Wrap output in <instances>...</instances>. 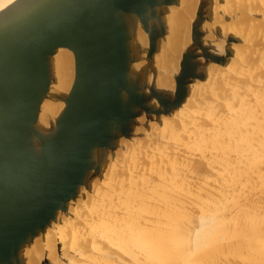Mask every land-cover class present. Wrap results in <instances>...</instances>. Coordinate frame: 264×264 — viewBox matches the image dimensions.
I'll return each mask as SVG.
<instances>
[{
  "label": "water",
  "instance_id": "95a60500",
  "mask_svg": "<svg viewBox=\"0 0 264 264\" xmlns=\"http://www.w3.org/2000/svg\"><path fill=\"white\" fill-rule=\"evenodd\" d=\"M183 1L15 0L0 10V264L31 263L51 232L97 197L96 184L110 190L143 150L184 125L207 95L264 52L263 33L244 37L236 27L243 15L264 22V0H198L172 58V16ZM242 45L251 54L241 53ZM64 51L73 71L62 87ZM238 63L205 87L214 68ZM251 213L217 220L236 232L230 223L264 218ZM227 251L222 264H262L252 253L253 260ZM49 254L44 250L41 264L50 263Z\"/></svg>",
  "mask_w": 264,
  "mask_h": 264
},
{
  "label": "rangeland",
  "instance_id": "374dc122",
  "mask_svg": "<svg viewBox=\"0 0 264 264\" xmlns=\"http://www.w3.org/2000/svg\"><path fill=\"white\" fill-rule=\"evenodd\" d=\"M232 10L235 11L234 9H232ZM243 16L241 17L242 19H240V21L236 23V27L238 28L237 31L242 36L252 38V35H254L255 33L261 32L264 34V22L255 21L254 19H251L252 16H249V15H248V17H250V19L247 17L245 19L244 18L245 16L244 17ZM243 18L245 20H243ZM247 19H249V20H247ZM252 20L254 22H252ZM244 21L247 22L248 24L251 22L250 26H248V25L246 26L247 23L244 24L245 23ZM254 24L256 25V27H254ZM245 26H246V29H243V28H245ZM240 28L242 30H244L245 32L247 31V28L248 29L250 28V30H249L250 32L247 31L244 34V31H242ZM247 48L249 49L248 51H247ZM251 48L252 47L249 45H242V46H240V50H241L240 52L242 53V51H246V56H248L252 52ZM261 55H262V58H261ZM258 56L257 57L252 56L251 64L247 63L245 65L246 67H244L243 69L241 68L242 70H240L238 75L237 74L232 75V77L229 80H227V82L221 83L220 85H218L216 87V89L214 90V92L212 94L207 95L205 97V99L200 102V107L195 109L196 111H194V113H192V115L190 116V120H188L184 125H181V124L178 125L173 131H171V133L173 132L171 135L169 134L168 136H166L164 138L165 140H162V141L158 140L155 143V144H157L156 147H155V145H154V147L151 145V147L147 151L146 150H144V152L142 151L141 154L138 155V157L136 159H134L133 162H131V166H130L131 169L128 170V168H125L122 171V173L120 174L119 179H117V177H118V174H117V176H116L117 181L115 182L116 184L113 183L111 188L113 189V191L116 189L118 192L115 190L113 192L115 194H112L111 188L108 191L105 190L106 188L104 189V192H108L109 196H111L107 199L108 202L116 200V199H118V198H116L117 196L121 197L122 195H123V198L125 201L127 199L128 202L129 201H137V202H141V203H144V202H152V203L153 202H157V203L162 202V203H165V201L167 203L168 199H166V200H164V199H165V197L166 198L170 197L169 202L170 203L173 202V203H171L173 205L175 203H177V201H179L178 204H180V203H184L183 200H186L187 203H185V204H187L192 209V211L195 209L198 211H201L203 209V211H207V212L210 211L211 212V209H212L213 211L211 213L208 212V214L209 213L211 214V215L210 214L209 215L211 216L210 219H211L212 225L208 226L209 228L206 227L207 230H209V229L210 230H209V232H206V233L202 231V234H204V233L205 234L202 237L203 241H201V243H203L202 244L203 246L201 245V247L207 248V249H205L206 252L203 248L202 249L196 248L198 251H196V249H194L195 254L193 255V259L190 260V262L188 260L187 261L188 263H184V264H203L204 257H203V255L201 257V253L205 252V253H207V255H209V254L211 255L212 249L217 247V246H213L214 243L215 244L218 243V245H220V246L225 244L221 247L222 248L226 247L227 246V240L226 239L228 238V235H229V238H230V236H231V238H232V236L233 237L235 236V238L233 239L234 242H231V243H233L232 245L234 247V248L233 247L232 248L234 249V251L236 249L237 250L240 249L239 252L241 254V256H240L241 258L242 257H243V259L252 258L249 255L250 253H252L253 256L254 255L257 256L259 253H261L263 255H261V254L260 255L264 256V253H263L264 250H262V248H261V244H264V237H263L264 236V229H263L264 226L262 227V225H260L262 221H263L262 223L264 224V218L263 217H260V219L257 216L256 217L252 216L250 218L247 217L248 219L245 220L246 222L242 218H240L239 221H237L235 223V226L232 223H230L228 225L230 228L237 231V232H230V233H228L229 231H227L229 229V228L228 229L226 228L227 225H225V224L223 225L221 220L216 221L217 218H220V219L223 218L224 220L231 219L232 215L238 216L236 214L237 212H241V215L243 213L244 214L245 213L246 214L247 213L252 214L251 213L252 211H253V213H255V212L256 213H259V212L264 213V206H263L264 205V162H263V160H264L263 159L264 158V150H263V148H264V143H263L264 142V61H263L264 60V52H262V54H260ZM261 63H263V64H261ZM240 65H241V63L240 64L238 63L236 66L234 65L235 67L232 66L234 68L233 69L231 68L230 70L214 68L212 79L213 78H215V79L213 81L211 80L209 85L212 82L214 85H216L218 82L225 80L226 79L225 77H227L229 75V73L235 71L236 67H238ZM260 66L261 67L263 66V67L261 68ZM253 71H254V74H253ZM244 73H245V75H244ZM241 74L244 76H242ZM256 75L257 76L259 75V76L257 77ZM257 84L260 87L257 86ZM207 85L208 84H206V87H207ZM253 85L256 87H253ZM257 97H258V99H257ZM192 102H191V104H192ZM258 102L260 103V105ZM185 113H186V111L184 112V114ZM184 114L181 115L182 117L180 116L181 118L179 119V121H182V118L186 115V114L185 115ZM205 116H206V118H204ZM203 119H205V120H203ZM244 122H246V123H244ZM220 127H221V129H220ZM217 128H219L220 131L222 130L220 132L221 133L220 135H219V131H217L219 129H217ZM224 130H225V132H224ZM213 131H217V133L214 134ZM190 132H191V134H190ZM192 132H193V135H192ZM202 132H204V133H202ZM247 132H248V134H246ZM228 133H229V135H228ZM231 133H233V134H231ZM251 133H254V134L256 133L255 136H257V138L255 140H253ZM248 135L251 137H248ZM222 138H224V139L222 140ZM229 138H231V139H229ZM246 138H248V140ZM226 139H229V140H226ZM257 139L259 140V142H257ZM171 140H172V142H171ZM225 140L227 141V144H226ZM249 140H251V141H249ZM219 141H222L223 143L219 142ZM246 141H248V142H246ZM252 141H254V142H252ZM228 142L231 143V145ZM250 142H252V143L250 144ZM196 143H197V145H196ZM224 143L226 146L222 147L221 144H223V146H224ZM174 144H176V145H174ZM259 144H260V146L262 145L261 148H260ZM235 145H236V147H235ZM255 145H256V147H259L261 150V151L257 150L260 152V153L258 152L259 155H256V154H258L257 151L254 153V149L255 150L258 149L255 147ZM164 146H166V147H164ZM175 146L177 148H175ZM245 146H246V148H245ZM181 147H182V149H181ZM204 147H205V149H203ZM247 147H250L251 149L250 148L248 149ZM217 148H218V150H217ZM201 149H202V151L204 150V152H202ZM241 149L242 150L246 149V150L241 152L242 151ZM247 150H249V151H247ZM250 150H253V152L252 151L250 152ZM212 151H214V152H212ZM215 151H217V152H215ZM229 151H230V153H228ZM156 152H158V153H156ZM194 152H195V154H194ZM199 152H200V154H198ZM222 152H224V153H222ZM261 152H262V155H260ZM253 153H254V155H253ZM189 155H191V156H189ZM252 155L254 157H252ZM203 156L205 157V159ZM259 156L261 157L260 158L261 160L258 159ZM202 157L205 160V163L202 160ZM242 158H243V160H241ZM215 163H216V165H215ZM260 163H261V165H260ZM212 168H213V170H212ZM170 170H171V172H170ZM215 171H217V172H215ZM232 171H234V172H232ZM248 171L251 172V173H249V175H248ZM255 171H257V172H255ZM169 176H170V178H169ZM176 177L178 179H176ZM122 179L124 182L122 181ZM173 180H175V181H173ZM198 180H199V182H198ZM196 182H198V183H196ZM236 182H237V184H236ZM244 183H247V184L244 185ZM254 184H256V185L259 184V185H261V187L259 185H258L259 186L258 187ZM115 186H116V188H115ZM177 186H180V187H177ZM200 188L203 189V190H201L202 193L200 191ZM207 189H210V190H207ZM253 189H255V190L253 191ZM213 190L214 191L217 190V191L214 192ZM171 191H173L175 194L174 193L172 194ZM211 191L213 192L214 195H212ZM176 192H178V193H176ZM179 193L181 194L179 196H181L183 198H185V196H187V197L185 199L182 198L183 200H181V197L177 199V196H178L177 194H179ZM124 195L126 196V198ZM161 195L163 197L164 196L165 197L163 198V197H161ZM182 195H185V196H182ZM216 195L219 196V198ZM203 196H204V198L205 197L209 198L211 201L207 198L204 199ZM156 197L159 198L161 201H159V199H157ZM239 197H240V199H238ZM198 198H199V200H198ZM155 199H157V200H155ZM172 199H175L174 200L175 202L171 201ZM187 199H188V201H187ZM203 199L205 200L206 203H204ZM224 199H226V200H224ZM195 200H197V201L195 202ZM128 202H127V205L130 204ZM197 202H198V204H197ZM199 203H200V205H199ZM201 205H202V209L200 207ZM216 205H218V206L216 207ZM132 206H134V205L132 204ZM154 207L155 206L153 205L152 208H154ZM192 207H195V208H192ZM204 208H205V210H204ZM214 213H216V214H214ZM212 217H214V218H212ZM236 220H237V217H235V220L233 221V223ZM249 220H250V223H249ZM253 220H256V222H254V225H252L253 229H255V230L257 229V231H255V232H259V231H261V233L263 232L258 237H257L258 234L256 236H255V233L252 234V232H253L252 229L248 230V228H246V226L253 224ZM257 220H259V221H257ZM219 222H221V223H219ZM193 224H194L193 226L196 229L203 228L202 223H198V221L196 222V226H195V223H193ZM257 226L260 230L257 228ZM221 232L224 234H222ZM225 233H227L226 237H225ZM221 234H222V236H221ZM245 235H247V236H245ZM219 236H221V237H219ZM243 236L245 238H247V237L251 238L252 237V239H246V240H248V243L245 239H243L245 241L242 242ZM217 237H218V239H216ZM212 240L214 242H212ZM256 240H258V241L260 240L262 242L259 241L260 244L259 243L256 244ZM218 241L221 244H219ZM254 241H255V243H254ZM250 242L253 245H251ZM192 244H194V243H192ZM238 245H239V248H238ZM253 246H256V248H258L257 251H252L251 247H253ZM209 248H210V250L208 251ZM217 248L219 249V247H217ZM192 249H193V247H192ZM236 254H238V251L236 252ZM207 255L204 254L205 257ZM234 255H235V253H232L233 257H234ZM244 255L247 257H245ZM249 262L250 261L248 260L247 264H252Z\"/></svg>",
  "mask_w": 264,
  "mask_h": 264
},
{
  "label": "bare ground",
  "instance_id": "6f19581e",
  "mask_svg": "<svg viewBox=\"0 0 264 264\" xmlns=\"http://www.w3.org/2000/svg\"><path fill=\"white\" fill-rule=\"evenodd\" d=\"M15 0H0V10L6 7L7 5L11 4ZM198 4V0H184L182 7L175 12V14L172 16L173 19V35L171 37V45L169 47L170 49V56L173 58L176 56V52L179 53V50L183 43L185 42L188 34L190 33V23L191 18L193 17L194 11L196 9V6ZM240 6L234 10H238ZM242 9V8H241ZM245 16V17H244ZM243 17L246 19L248 15H244ZM243 18V20H245ZM242 19V18H241ZM247 19V20H249ZM253 19V18H251ZM245 22V21H244ZM250 22V21H249ZM252 22H254L252 20ZM245 22L244 24H246ZM251 23V22H250ZM250 23L246 24V26H250ZM243 25V24H242ZM245 28L243 29H246ZM254 27L256 25L254 24ZM241 29V28H240ZM253 29V28H252ZM242 30V29H241ZM250 28H247V31H249ZM244 31V30H242ZM246 31V32H247ZM244 31V34L246 33ZM250 32V31H249ZM185 44V43H184ZM252 49V48H251ZM246 50V49H245ZM249 49L247 48V51ZM241 51V50H240ZM259 57V56H258ZM262 58V55H261ZM258 60V59H257ZM264 61V60H263ZM262 61V62H263ZM261 62V61H260ZM259 64V63H258ZM263 64V63H261ZM261 67V66H260ZM263 67V66H262ZM261 67V68H262ZM59 69L60 70V76H61V86L63 87L65 85V80L70 78L71 73L73 71V58L72 54L69 51H64L59 56ZM258 70V69H257ZM262 70V69H261ZM263 71V70H262ZM229 73V72H228ZM247 73V72H246ZM256 73V72H255ZM254 74V71H253ZM242 75V74H241ZM240 75V76H241ZM245 75V73H244ZM242 75V76H244ZM251 75V74H250ZM257 76V75H256ZM259 76V75H258ZM257 76V77H258ZM260 80V79H259ZM263 81V80H262ZM261 82V81H260ZM263 83V82H262ZM209 85V84H208ZM207 85V86H208ZM257 86H259L257 84ZM206 87V86H205ZM253 87H256L253 85ZM260 87V86H259ZM261 95V94H260ZM252 97V96H251ZM256 99V98H255ZM258 99V97H257ZM239 100V99H238ZM258 101V100H257ZM259 103V102H258ZM191 105V104H190ZM260 105V103H259ZM190 107V106H189ZM184 114V113H183ZM186 114V113H185ZM184 114V115H185ZM182 117V116H181ZM181 117L175 118L170 120L169 125L179 121ZM206 118V116L204 117ZM205 120V119H203ZM245 121V120H244ZM193 123V122H192ZM213 123V122H212ZM246 123V122H244ZM198 125V124H197ZM214 125V124H213ZM217 125V124H216ZM191 127V126H190ZM195 127V126H194ZM222 127V126H221ZM220 127V129H221ZM205 128V127H204ZM185 129V128H184ZM219 129V128H217ZM216 129V130H217ZM219 131V135L221 134ZM249 129V128H248ZM195 130V129H194ZM214 130V129H213ZM253 130V129H252ZM263 130V129H262ZM173 131V130H172ZM193 131V130H192ZM204 131V130H203ZM212 131V130H211ZM217 131H213L214 134L217 133ZM196 132V131H195ZM194 132V133H195ZM225 132V130H224ZM249 132V131H248ZM248 132L246 134H248ZM173 133V132H172ZM204 133V132H202ZM211 133V132H210ZM245 133V132H244ZM191 134V132H190ZM196 134V133H195ZM208 134V133H207ZM213 134V133H212ZM233 134V133H231ZM230 134V135H231ZM256 134V133H255ZM254 133H251V136L253 140L257 138ZM193 135V132H192ZM217 135V134H216ZM215 135V136H216ZM227 135V134H226ZM229 135V133H228ZM227 135V136H228ZM241 135V134H240ZM250 135V134H249ZM248 137H251L249 136ZM203 136V135H202ZM194 137V136H193ZM221 137V136H220ZM234 137V136H233ZM243 137V136H242ZM241 137V138H242ZM259 137V136H258ZM232 138V137H231ZM229 138V139H231ZM190 139V138H189ZM219 139V138H218ZM221 139V138H220ZM224 138H222L223 140ZM226 139V140H229ZM244 139V138H243ZM248 140V138H246ZM251 139V138H250ZM165 140V139H164ZM191 140V139H190ZM225 140V141H226ZM236 140V139H235ZM162 141V140H161ZM251 141V140H249ZM262 141V140H261ZM170 142V141H169ZM172 142V140H171ZM196 142V141H195ZM222 142V141H219ZM248 142V141H246ZM254 142V141H252ZM250 142V144L252 143ZM257 142L259 140L257 139ZM179 143V142H178ZM198 143V142H197ZM196 143V145H197ZM223 143V142H222ZM229 143V142H228ZM245 143V142H244ZM264 143V142H263ZM212 144V143H211ZM227 144V141H226ZM231 145V143H229ZM228 144V145H229ZM233 144V143H232ZM257 144V143H256ZM155 147L157 144H154ZM176 145V144H174ZM181 145V144H180ZM216 145V144H215ZM222 147H225L223 144H221ZM253 145V144H252ZM251 145V146H252ZM163 146V145H162ZM250 146V145H249ZM254 146V145H253ZM258 146V145H257ZM260 146V144H259ZM262 146V145H261ZM260 146V148H261ZM151 147V146H150ZM149 147V148H150ZM154 147V146H153ZM159 147V146H158ZM166 147V146H164ZM168 147V146H167ZM230 147V146H229ZM228 147V148H229ZM236 147V145H235ZM242 147V146H241ZM256 147V145H255ZM148 148V149H149ZM175 148H177L175 146ZM227 148V147H226ZM225 148V149H226ZM246 148V146H245ZM248 149L250 147H247ZM258 149H254V153L257 150H260L259 147H256ZM147 149V150H148ZM182 149V147H181ZM205 149V147L203 148ZM223 149V148H222ZM251 149V148H250ZM186 150V149H185ZM200 150V149H199ZM207 150V149H206ZM216 150V149H215ZM218 150V148H217ZM240 150V149H239ZM242 150V149H241ZM246 150V149H244ZM242 150L241 152H243ZM264 150V148H263ZM156 151V150H155ZM158 151V150H157ZM161 151V150H160ZM167 151V150H166ZM178 151V150H177ZM190 151V150H189ZM202 151V149H201ZM211 151V150H210ZM249 151V150H247ZM253 152V150H250V152ZM261 151V150H260ZM144 152V150H143ZM169 152V151H168ZM191 152V151H190ZM204 152V150L202 151ZM214 152V151H212ZM217 152V151H215ZM259 151H257L258 153ZM158 153V152H156ZM155 153V154H156ZM176 153V152H175ZM224 153V152H222ZM230 153V151L228 152ZM253 153V155H254ZM260 153V152H259ZM256 154V155H259ZM195 154V152H194ZM197 154V153H196ZM200 154V152L198 153ZM204 154V153H203ZM239 154V153H238ZM247 154V153H246ZM211 155V154H210ZM240 155V154H239ZM252 155V157H254ZM262 155V152L261 154ZM191 156V155H189ZM230 156V155H229ZM138 157V156H137ZM136 157V158H137ZM148 157V156H147ZM164 157V156H163ZM201 157V156H200ZM204 157V156H203ZM202 160L205 163V157ZM214 157V156H213ZM238 157V156H237ZM246 157V156H245ZM135 158V159H136ZM156 158V157H155ZM244 158V157H243ZM243 158L241 160H243ZM261 157L259 156L258 159ZM263 158V157H262ZM239 159V158H238ZM245 159V158H244ZM264 159V158H263ZM254 160V159H253ZM257 160V159H256ZM261 160V159H260ZM216 161V160H215ZM218 161V160H217ZM212 162V161H211ZM223 162V161H222ZM259 162V161H258ZM261 162V161H260ZM264 162V160H263ZM239 163V162H238ZM207 164V163H206ZM214 164V163H213ZM242 164V163H241ZM135 165V164H134ZM216 165V163H215ZM261 165V163H260ZM141 166V165H140ZM171 166V165H170ZM185 167V166H184ZM214 167V166H213ZM134 168V167H133ZM157 168V167H156ZM155 168V169H156ZM186 168V167H185ZM222 168V167H221ZM248 168V167H247ZM253 168V167H252ZM173 169V168H172ZM171 169V170H172ZM249 169V168H248ZM254 169V168H253ZM163 170V169H162ZM170 170V172H171ZM174 170V169H173ZM172 170V171H173ZM213 170V168H212ZM211 170V171H212ZM165 171V170H164ZM175 171V170H174ZM173 171V172H174ZM235 171V170H234ZM232 171V172H234ZM253 171V170H252ZM161 172V171H160ZM217 172V171H215ZM257 172V171H255ZM130 173V172H129ZM241 173V172H240ZM251 173L248 171V175ZM119 174V173H117ZM174 174V173H173ZM198 174V173H197ZM123 175V174H122ZM126 175V174H125ZM161 175V174H160ZM234 175V174H233ZM232 175V176H233ZM243 175V174H242ZM254 175V174H253ZM261 175V174H260ZM112 176V174H111ZM131 176V175H130ZM166 176V175H165ZM203 176V175H202ZM205 176V175H204ZM247 176V175H246ZM255 176V175H254ZM259 176V175H258ZM128 177V176H127ZM161 177V176H160ZM180 177V176H179ZM196 177V176H195ZM221 177V176H220ZM236 177V176H235ZM243 177V176H242ZM262 177V176H261ZM170 178V176H169ZM175 178V177H174ZM181 178V177H180ZM179 178V179H180ZM183 178V177H182ZM219 178V177H218ZM244 178V177H243ZM258 178V177H257ZM119 179V178H118ZM164 179V178H163ZM176 179H178L176 177ZM184 179V178H183ZM239 179V178H238ZM169 180V179H168ZM181 180V179H180ZM210 180V179H209ZM248 180V179H247ZM123 181V179H122ZM175 181V180H173ZM172 181V182H173ZM183 181V180H182ZM190 181V180H189ZM242 181V180H241ZM262 181V180H261ZM260 181V182H261ZM124 182V181H123ZM170 182V181H169ZM168 182V183H169ZM199 182V180H198ZM196 182V183H198ZM232 182V181H231ZM235 182V181H234ZM244 182V181H243ZM246 182V181H245ZM256 182V181H255ZM224 183V182H223ZM229 183V182H228ZM104 185L106 183H103ZM114 184H116L114 182ZM118 184V183H117ZM140 184V183H139ZM167 184V183H166ZM237 184V182H236ZM247 183H244V185ZM141 185V184H140ZM172 185V184H171ZM223 185V184H222ZM225 185V184H224ZM256 185V184H254ZM259 185V184H258ZM256 185V186H258ZM147 186V185H146ZM165 186V185H164ZM174 186V185H173ZM214 186V185H213ZM261 187V185H259ZM258 186V187H259ZM109 187V186H108ZM111 187V186H110ZM180 187V186H177ZM215 187V186H214ZM236 187V186H235ZM105 186L100 185L98 186L96 184V198H92L94 196H89L90 198L86 203L81 202L78 207L75 208V218H71L66 222L65 225L60 226L57 231L53 230L51 234L48 236L47 241L45 244L47 245V248L42 247L41 244L38 246V248L33 253L29 264H41L43 261L42 258L45 257L44 250L49 248L50 254L47 256L49 260V264H184L188 263L187 261L193 259L194 249H207L204 247H201L203 243H201L202 237L206 232H209V230L206 229L209 228L208 226H211V212L213 211L211 209V212L208 214L207 211H203L202 205L201 211L193 210L185 203V198L179 196L180 193L177 194V199L181 197V200H183L184 203L178 204L175 203L174 205L171 204L173 202H169V198L165 197L164 200L168 199V202L166 203H157V202H137V201H126L130 203L127 205V202L124 200L123 195L120 197L117 196L118 199L116 201H111L110 203L108 201H102V199L96 200L98 197L101 196L104 199H107L109 196L108 192H104ZM114 188V187H113ZM116 188V186H115ZM114 188V189H115ZM183 188V187H182ZM189 188V187H188ZM245 188V187H244ZM254 188V187H253ZM112 189V188H111ZM169 189V188H168ZM181 189V188H180ZM257 189V188H256ZM116 190V189H115ZM114 190V191H115ZM174 190V189H173ZM203 190L200 188V191ZM210 190V189H207ZM255 189H253L254 191ZM108 191V190H106ZM112 189V194L114 192ZM117 191V190H116ZM132 191V190H131ZM214 191V190H213ZM215 190L214 192H216ZM220 191V190H219ZM118 192V191H117ZM167 192V191H166ZM172 194L174 193L171 191ZM198 192V191H197ZM212 192V191H211ZM241 192V191H240ZM146 193V192H145ZM144 193V194H145ZM152 193V192H151ZM178 193V192H176ZM202 193V191H201ZM242 193V192H241ZM256 193V192H255ZM106 194V195H105ZM108 194V195H107ZM111 194V195H112ZM154 194V193H153ZM167 194V193H166ZM175 194V193H174ZM204 194V193H203ZM217 194V193H216ZM221 194V193H220ZM146 195V194H145ZM159 195V194H158ZM164 195V194H163ZM169 195V194H168ZM212 195L213 192H212ZM222 195V194H221ZM113 196V195H112ZM125 196V195H124ZM152 196V195H151ZM160 196V195H159ZM217 196V195H216ZM128 197V196H127ZM161 197H163L161 195ZM163 197V198H164ZM219 198V196H217ZM244 197V196H243ZM126 198V196H125ZM157 198V197H156ZM162 198V199H163ZM183 198V199H182ZM192 198V197H191ZM197 198V197H196ZM204 198V196H203ZM207 198V197H205ZM204 198V199H205ZM217 198V199H218ZM232 198V197H231ZM159 199V198H157ZM155 199V200H157ZM203 199V200H204ZM209 199V198H207ZM230 199V198H229ZM240 199V197L238 198ZM175 199H172L171 201H174ZM180 200V201H181ZM199 200V198H198ZM210 200V199H209ZM213 200V199H212ZM226 200V199H224ZM159 201H161L159 199ZM163 201V200H162ZM188 201V199H187ZM197 200H195L196 202ZM211 201V200H210ZM232 201V200H231ZM93 202V203H92ZM108 204L106 205V203ZM175 202V201H174ZM182 202V201H181ZM192 202V201H191ZM199 202V201H198ZM197 202V204H198ZM201 202V201H200ZM220 202V201H219ZM90 203V204H89ZM95 203V204H94ZM204 203L205 200H204ZM226 203V202H225ZM229 203V202H228ZM227 203V204H228ZM132 204L134 206H132ZM217 204V203H216ZM232 204V203H231ZM254 204V203H253ZM252 204V205H253ZM153 205L155 206L154 208ZM200 205V203H199ZM223 205V204H222ZM260 205V204H259ZM87 206V207H86ZM89 206V207H88ZM218 205H216L217 207ZM248 206V205H247ZM264 206V205H263ZM205 207V206H204ZM195 208V207H192ZM197 208V207H196ZM253 208V207H252ZM207 209V208H206ZM256 209V208H255ZM205 210V208H204ZM225 210V209H224ZM253 210V209H252ZM262 210V209H261ZM217 211V210H216ZM218 212V211H217ZM260 213V212H259ZM216 214V213H214ZM244 214V213H243ZM246 214V213H245ZM248 214V213H247ZM203 215V216H202ZM202 216V217H201ZM213 216V215H212ZM216 216V215H215ZM256 217V216H253ZM214 218V217H212ZM250 218V217H249ZM260 219V218H259ZM214 220V219H213ZM202 223L203 228L196 229L193 225L196 222ZM217 221V219H216ZM239 221V220H238ZM259 221V220H257ZM209 222V223H208ZM256 222V220H253V224ZM263 222V221H262ZM261 222L260 225L262 227L264 224ZM214 223V222H213ZM221 223V222H219ZM198 225V224H197ZM200 225V224H199ZM224 225V224H223ZM256 225V224H255ZM249 226V225H248ZM255 227V226H254ZM223 228V227H222ZM221 228V229H222ZM234 228V227H233ZM240 228V227H239ZM258 228V226H257ZM228 229V228H227ZM226 229V230H227ZM259 229V228H258ZM264 229V228H263ZM255 230L252 228V231ZM260 230V229H259ZM202 231L205 232L202 234ZM216 231V230H215ZM219 231V230H218ZM228 231V230H227ZM256 231V230H255ZM201 234H200V233ZM212 232V231H211ZM237 232V231H236ZM261 232V231H260ZM222 233V232H221ZM230 233V231L228 232ZM239 233V232H238ZM246 233V232H245ZM263 233V232H262ZM261 233V234H262ZM213 234V233H212ZM224 234V233H222ZM221 234V236H222ZM227 233H225V237ZM253 234V233H252ZM238 235V234H237ZM249 235V234H248ZM219 236V237H221ZM247 236V235H245ZM263 236V235H262ZM261 236V237H262ZM231 237V236H230ZM258 237V236H257ZM256 237V238H257ZM264 237V236H263ZM210 238V237H209ZM229 238V235H228ZM235 238V237H234ZM218 239V237L216 238ZM215 239V240H216ZM259 239V238H258ZM246 240V239H245ZM261 240V239H260ZM259 240V241H260ZM206 241V240H205ZM204 241V242H205ZM220 241V240H219ZM218 241V242H219ZM226 241V240H225ZM248 243V240H246ZM258 240H256V244L259 243ZM61 242V243H60ZM212 242H214L212 240ZM217 242V241H216ZM222 242V241H221ZM227 242H229L227 240ZM234 242V241H233ZM262 242V241H260ZM194 243V244H192ZM224 243V242H223ZM242 243V242H241ZM255 243V241H254ZM192 244V245H191ZM217 244V245H216ZM214 243L213 246L217 247L212 249V254L207 255L206 250L205 252L201 253V257L203 255L204 262L203 264H222L221 259L223 256H226L228 254V251L231 247H233V243L229 242L227 243L226 247H221L223 245H218V243ZM219 244H221L219 242ZM243 244V243H242ZM251 245H253L250 242ZM260 244V243H259ZM236 245V244H235ZM57 246L62 247L61 253ZM203 246V245H202ZM211 246V245H210ZM212 246V247H213ZM189 247V248H188ZM193 247V249H192ZM236 247V246H235ZM258 247V246H257ZM260 247V246H259ZM234 248V247H233ZM237 248V247H236ZM239 248V245H238ZM241 248V247H240ZM262 250H264V244H261ZM260 248V249H261ZM192 249V250H191ZM196 249V251H198ZM199 249V250H200ZM248 249V248H247ZM252 251H257L258 248L256 246L251 247ZM203 250V251H204ZM210 248L208 249V251ZM240 250V249H239ZM238 251L239 257L241 256L240 252ZM236 251V252H237ZM261 252V251H260ZM197 253V252H196ZM257 253V252H256ZM264 253V251H263ZM59 254V255H58ZM207 255L206 257L204 256ZM259 253L255 258L262 262L264 264V256H261L263 254ZM199 255V254H198ZM235 256V255H234ZM245 256V255H244ZM253 256V255H252ZM247 257V256H245ZM244 257V258H245ZM243 258V257H242ZM253 258V259H255ZM229 259V258H227ZM252 259V260H253ZM195 262V261H194ZM193 263V262H192ZM250 263V262H249ZM48 264V263H47Z\"/></svg>",
  "mask_w": 264,
  "mask_h": 264
}]
</instances>
